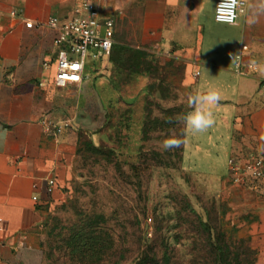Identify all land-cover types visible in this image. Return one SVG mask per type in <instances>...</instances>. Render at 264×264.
Segmentation results:
<instances>
[{"label":"crops","instance_id":"0c3cea01","mask_svg":"<svg viewBox=\"0 0 264 264\" xmlns=\"http://www.w3.org/2000/svg\"><path fill=\"white\" fill-rule=\"evenodd\" d=\"M242 2L237 22L227 24L216 19L217 0H98L116 20V36L132 29L136 47L183 68L182 85L194 95L219 93L214 123L199 132L185 129L183 168L228 196L242 215L244 235L264 256V187L236 184L229 171L232 158L264 153V75L258 70L264 66V14L254 15L258 0ZM79 4L0 0V264H42L45 207L73 176L88 122L79 115L94 107L82 99L105 85L98 77L105 61L95 62L78 86L54 85L58 31L48 21L71 16ZM244 45L248 73L237 68ZM52 176L58 188L49 195Z\"/></svg>","mask_w":264,"mask_h":264},{"label":"rangeland","instance_id":"374dc122","mask_svg":"<svg viewBox=\"0 0 264 264\" xmlns=\"http://www.w3.org/2000/svg\"><path fill=\"white\" fill-rule=\"evenodd\" d=\"M132 32L117 33L104 88L82 93L94 107L79 115L88 122L73 176L45 207L42 264H264L228 196L183 168L195 96L183 68L136 47ZM168 137L181 145L164 150ZM84 236L98 240L79 248Z\"/></svg>","mask_w":264,"mask_h":264},{"label":"built area","instance_id":"2783aa9c","mask_svg":"<svg viewBox=\"0 0 264 264\" xmlns=\"http://www.w3.org/2000/svg\"><path fill=\"white\" fill-rule=\"evenodd\" d=\"M242 6L243 2L239 7L232 9L224 0H217V21L236 23ZM26 26L33 27V23H26ZM48 26L58 31L54 41L57 48L54 85L57 88L80 85L84 81L89 63L110 60L116 45V20L103 13L98 0H80L79 6L71 16L63 19L51 17ZM248 49L249 46L244 45L238 55L237 68L242 73L249 72L242 65L243 52ZM49 125L54 126L52 123ZM57 131L61 132V128ZM229 171L232 181L236 184L253 189L264 187V153L250 156L246 160L232 158ZM47 184V193L54 194L58 188L56 177H50Z\"/></svg>","mask_w":264,"mask_h":264},{"label":"clouds","instance_id":"9594fccd","mask_svg":"<svg viewBox=\"0 0 264 264\" xmlns=\"http://www.w3.org/2000/svg\"><path fill=\"white\" fill-rule=\"evenodd\" d=\"M224 3L231 6L232 9L239 7L242 0H224ZM252 7V6H250ZM255 14H264V0H258L254 6ZM250 23H254L255 19H250ZM258 70L264 75V66H259ZM220 100L219 93L209 89L205 94H196L191 96L189 103L193 106L194 111L185 116L186 127L193 132L203 131L214 123L211 108L217 106ZM182 141L175 137H168L162 141L164 150L179 147Z\"/></svg>","mask_w":264,"mask_h":264},{"label":"trees","instance_id":"16d2710c","mask_svg":"<svg viewBox=\"0 0 264 264\" xmlns=\"http://www.w3.org/2000/svg\"><path fill=\"white\" fill-rule=\"evenodd\" d=\"M116 48H117V44L115 45V47H114V50H113V52H112V55H111V57H110V61H112V62H114V56H115V54H116ZM87 236V235H86ZM86 236H84V237H81L76 243H77V246L79 247V248H84L85 246H87V245H89V243H91V242H93L94 240H98V238L95 236V237H86ZM96 243H98V241L96 242ZM145 261H147L146 259H144V260H139V262H140V264H146V263H148V264H150V261H148V262H145Z\"/></svg>","mask_w":264,"mask_h":264}]
</instances>
